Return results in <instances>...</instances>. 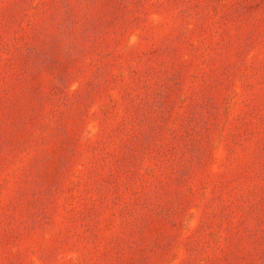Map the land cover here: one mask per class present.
Listing matches in <instances>:
<instances>
[{
	"label": "rangeland",
	"instance_id": "obj_1",
	"mask_svg": "<svg viewBox=\"0 0 264 264\" xmlns=\"http://www.w3.org/2000/svg\"><path fill=\"white\" fill-rule=\"evenodd\" d=\"M0 264H264V0H0Z\"/></svg>",
	"mask_w": 264,
	"mask_h": 264
}]
</instances>
